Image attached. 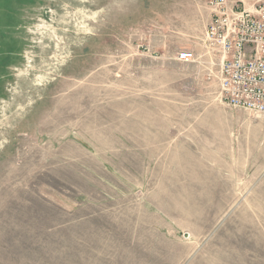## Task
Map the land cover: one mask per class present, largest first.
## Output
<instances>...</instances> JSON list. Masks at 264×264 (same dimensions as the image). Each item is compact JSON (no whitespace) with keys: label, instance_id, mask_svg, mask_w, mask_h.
Segmentation results:
<instances>
[{"label":"rangeland","instance_id":"374dc122","mask_svg":"<svg viewBox=\"0 0 264 264\" xmlns=\"http://www.w3.org/2000/svg\"><path fill=\"white\" fill-rule=\"evenodd\" d=\"M210 1L0 0V264H264V116L221 98Z\"/></svg>","mask_w":264,"mask_h":264},{"label":"built area","instance_id":"2783aa9c","mask_svg":"<svg viewBox=\"0 0 264 264\" xmlns=\"http://www.w3.org/2000/svg\"><path fill=\"white\" fill-rule=\"evenodd\" d=\"M209 4L205 41L219 64L221 98L234 109L264 116V0L241 7L228 0ZM177 58L190 61L194 53L183 50Z\"/></svg>","mask_w":264,"mask_h":264}]
</instances>
